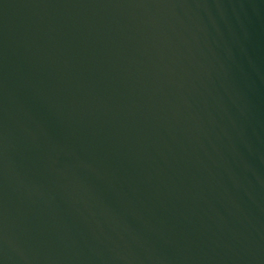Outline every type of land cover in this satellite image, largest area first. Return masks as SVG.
Here are the masks:
<instances>
[{
    "label": "water",
    "instance_id": "1",
    "mask_svg": "<svg viewBox=\"0 0 264 264\" xmlns=\"http://www.w3.org/2000/svg\"><path fill=\"white\" fill-rule=\"evenodd\" d=\"M0 264H264V0H0Z\"/></svg>",
    "mask_w": 264,
    "mask_h": 264
}]
</instances>
